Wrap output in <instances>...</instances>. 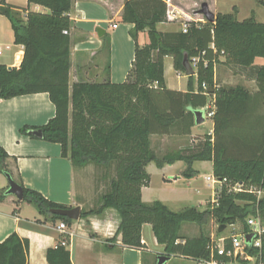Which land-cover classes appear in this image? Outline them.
Listing matches in <instances>:
<instances>
[{"label":"trees","instance_id":"1","mask_svg":"<svg viewBox=\"0 0 264 264\" xmlns=\"http://www.w3.org/2000/svg\"><path fill=\"white\" fill-rule=\"evenodd\" d=\"M26 1L48 12H25L0 0V15L9 20L13 43L23 46L18 67L9 69L0 63V98L46 92L55 114L37 127L42 139L59 143L62 157H68L75 167L113 166L114 176L99 199L101 206L81 209V218L114 208L120 216L117 233L124 246L141 248V227L149 223L157 243L164 246V254L196 261L210 257V236L204 231L195 237L182 236L183 223L203 226L215 218L219 226H226L241 221L246 232L248 215L258 213L264 222V195L258 198L247 191L250 187L264 190V65H253L255 57H264V22H257L253 15L239 21L233 11L218 13L212 22L204 24L188 21L185 31L162 32L156 24L166 21L165 0H124L122 21L133 25L129 34L134 41L132 66L126 79L70 85L69 12L74 0ZM143 31L149 42L140 45L137 37ZM108 45L105 35L104 47ZM185 53L190 62L197 58L196 90L192 75L187 91L169 89L164 80L163 58L171 56L174 68L184 72L181 62ZM220 63L239 67L256 80L258 87L249 90L240 84L217 86L214 67ZM210 97L214 107L211 133L158 158L150 137L189 135L194 126L193 110L206 107ZM27 129L20 131L25 133ZM8 157L0 147V173L13 178L6 164ZM206 160L212 162L213 175L226 180L215 203L204 210L190 206L173 211L159 200L142 201L141 189L150 183L145 170L148 162L161 166L184 161L182 174L190 178L194 175L193 163ZM16 182L23 188V200L40 213L68 225L73 222L50 212L66 206ZM236 184L241 185V191L231 190ZM5 194L0 191V200ZM244 251L247 256L259 254V262L264 263V240L261 249L246 247ZM28 253L29 240L17 233L0 242V264H28ZM45 257L48 264H72L70 251L60 241L47 248ZM237 260L247 262L241 256Z\"/></svg>","mask_w":264,"mask_h":264},{"label":"crops","instance_id":"2","mask_svg":"<svg viewBox=\"0 0 264 264\" xmlns=\"http://www.w3.org/2000/svg\"><path fill=\"white\" fill-rule=\"evenodd\" d=\"M5 2L24 9L25 12H48V9L39 4L16 5L10 0ZM165 2L166 9L173 10L177 18L174 21L166 18V21L157 23V30L162 32L180 31L183 24L188 21L204 24L208 21L200 13L204 5L214 18L218 13L236 11V18L239 21L253 15L257 22H264L263 0H165ZM123 4L124 0H74L69 12L72 20L69 29L70 85L79 81L122 82L126 79L132 66L134 41L129 34L133 25L122 21ZM112 24L117 26L113 28ZM98 27H102L105 31L101 37L96 32ZM105 35L109 41L108 47H104ZM137 41L140 45L148 43L147 32H139ZM14 48L13 60L3 63L7 67H18L19 60H22L23 46L14 44ZM163 64L167 88L187 91V86L173 87L165 79L166 68H169L172 74L184 73L174 68L173 58L169 55L164 56ZM253 65H264V57H255ZM233 69L243 78L256 82L255 79L246 76L239 67L220 63L214 67L216 85H228L230 76L228 73ZM192 76L193 89L196 90V76L195 74ZM208 101L213 105V98H208ZM54 114V105L46 92L9 99L0 98V147L9 155L6 159L7 167L12 172L13 179L29 189L38 191L52 202L67 208L79 206L80 209L85 208V210L97 209L101 206L100 196L108 190L103 183L104 181L109 183L113 176L109 177L108 172L97 175L99 171L97 169L100 167L94 169L75 167L68 157H62L59 143L43 140L42 137L38 138L30 133L47 123ZM200 125L194 124L188 136L195 132L194 127ZM23 127H28L27 132L20 131ZM148 186L141 189V199L145 203L152 202L143 200L144 190ZM7 188L6 176L0 173V191L5 192ZM213 195L214 193L211 195L212 199ZM61 222L59 219H51L49 215L40 213L32 203L18 200L12 194H5L0 200V242L11 233H17L21 238L28 239V264H48L45 257L47 248L54 247L64 238L72 264H156L157 257L164 254V246L157 243L149 223H144L141 227L143 243L141 248L124 246L121 242V234L117 233L120 216L111 207L104 208L99 213L79 217L70 225L65 223L66 228L63 231L58 229ZM180 235L195 237L181 233ZM132 254H134L133 260L130 258ZM171 258L177 260L178 264L194 262L201 264L200 261L189 258L170 256L169 260ZM249 262L250 260L247 259L245 263L234 261L232 264ZM259 264L264 263L259 262Z\"/></svg>","mask_w":264,"mask_h":264},{"label":"rangeland","instance_id":"3","mask_svg":"<svg viewBox=\"0 0 264 264\" xmlns=\"http://www.w3.org/2000/svg\"><path fill=\"white\" fill-rule=\"evenodd\" d=\"M16 5H25L26 0H10ZM33 5L32 3H28ZM24 10V9H22ZM23 13V11H21ZM264 16V10H263ZM102 28V27H101ZM0 63H7L13 60L14 43L12 40V30L9 20L1 15L0 16ZM126 50V47H125ZM125 54V58H126ZM229 83L225 86H235L237 84L244 85L247 89H256L257 83L245 79L235 69L228 73ZM165 79L167 83L173 87H188L189 77H186L184 73L175 74L171 72L169 68L165 70ZM208 105L212 106L211 101H208ZM212 127L211 117H205L204 123L198 127H194V133L191 136L188 135H176L167 134L150 137L151 148L158 158H161L167 152L174 151L179 148L186 147L188 145L195 144L198 139L203 138L207 133H211ZM85 167H100L97 169V175L99 173L105 174L108 172V176H114V168L106 169L101 166L89 164ZM146 171L150 174V184L143 193V200L150 202L153 200H159L166 204L173 211H180L186 207L194 206L199 210H204L215 199L219 193V184H213L206 180L207 176H213L211 161H196L193 163L192 168L194 175L190 178L185 177L182 172L186 168L184 161H175L174 163H164L158 166L155 161H150L146 165ZM96 170V168H95ZM95 174V173H94ZM171 176V178H169ZM105 186L108 189L109 183L104 181ZM213 195V199L211 195ZM85 210V208H84ZM219 224L215 218H210L207 224L200 226L194 223H183L180 228L181 234L190 236L199 235L202 231L214 238L228 237L231 234L241 235L243 232V225L241 221H236L231 225H226L222 231L218 230ZM134 254L130 256L133 260ZM239 262L240 261H237ZM259 264L258 260L247 264ZM164 264H178L177 260L171 258L164 262ZM193 264H199L194 262Z\"/></svg>","mask_w":264,"mask_h":264},{"label":"built area","instance_id":"4","mask_svg":"<svg viewBox=\"0 0 264 264\" xmlns=\"http://www.w3.org/2000/svg\"><path fill=\"white\" fill-rule=\"evenodd\" d=\"M166 18L169 21H174L177 17L173 10L166 9ZM116 24H112V27H116ZM186 23L183 24L182 30H186ZM64 33H67L66 30L63 31ZM1 48H0V55H1ZM197 58H193L191 65L195 69ZM213 105H207L204 108H201L205 111V117H211L213 115ZM207 181H210L213 184H219V192L221 189V185L226 181L225 178H217L214 175L213 176H207ZM242 187L241 185H233L231 190L233 191H241ZM248 192L254 193L258 198L264 195V190L256 187H250L247 189ZM219 194V193H218ZM217 201V196L212 201V203H215ZM246 224L248 226V230L246 232H242L241 235L239 234H231L228 237H220V238H214L213 236L210 237L211 244H210V250L211 254L210 257L206 260H201V264H232L234 261L237 260V257L241 255V252L244 251L246 247L249 248H257L261 249L262 242L264 240V222L260 218L259 214H250L246 217ZM66 228V225L64 222L59 223L58 229L64 230ZM248 233H252V237L249 241V243L245 246L244 245V236ZM229 241L230 247L228 248L227 242ZM61 244L66 246L65 239H62ZM221 257H226L228 260H224ZM259 254L255 256H247L248 260H258ZM259 261V260H258Z\"/></svg>","mask_w":264,"mask_h":264},{"label":"water","instance_id":"5","mask_svg":"<svg viewBox=\"0 0 264 264\" xmlns=\"http://www.w3.org/2000/svg\"><path fill=\"white\" fill-rule=\"evenodd\" d=\"M264 3V0H263ZM200 13H202L208 21H213L214 15L208 10L207 6L204 5V7L200 10ZM96 32L98 36H103L105 31L98 27L96 29ZM21 63V59L19 60V63ZM181 65L183 67L184 73L187 76H191L195 74V69L191 65V62L188 59V55L185 53L184 57L182 59ZM9 69H11V66H8ZM193 115H194V124L200 125L204 123L205 121V111L203 109H195L193 110ZM32 135L35 137L41 138L42 137V131L40 129H36L30 132ZM6 179L8 181V188L6 190V194H12L14 195L18 200H23L24 198V192L22 186L17 183L8 173L5 174ZM50 212L52 214H56L59 216H65L68 217L71 220H77L80 217L81 209L79 206L71 207V208H53L50 209ZM225 228V225H220L218 227L219 231H222ZM252 237V233H248L244 236V245L246 246L250 239ZM241 259L246 260L247 259V254L245 251L241 252ZM170 256L166 254H160L157 257V263L156 264H163L165 261L169 260Z\"/></svg>","mask_w":264,"mask_h":264}]
</instances>
